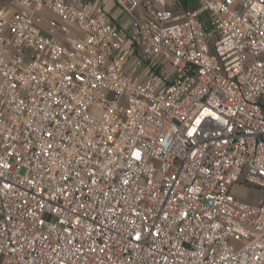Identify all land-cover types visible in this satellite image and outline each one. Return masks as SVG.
Returning a JSON list of instances; mask_svg holds the SVG:
<instances>
[{
  "label": "built area",
  "instance_id": "obj_1",
  "mask_svg": "<svg viewBox=\"0 0 264 264\" xmlns=\"http://www.w3.org/2000/svg\"><path fill=\"white\" fill-rule=\"evenodd\" d=\"M0 264H264V0H0Z\"/></svg>",
  "mask_w": 264,
  "mask_h": 264
},
{
  "label": "rangeland",
  "instance_id": "obj_2",
  "mask_svg": "<svg viewBox=\"0 0 264 264\" xmlns=\"http://www.w3.org/2000/svg\"><path fill=\"white\" fill-rule=\"evenodd\" d=\"M107 9L112 13V15L116 16L119 28L123 32H128L131 23V17L123 12L118 13L117 8L115 7L108 6ZM231 193L235 198L249 202L258 201L260 198V194L247 185L235 184L232 187Z\"/></svg>",
  "mask_w": 264,
  "mask_h": 264
},
{
  "label": "crops",
  "instance_id": "obj_3",
  "mask_svg": "<svg viewBox=\"0 0 264 264\" xmlns=\"http://www.w3.org/2000/svg\"><path fill=\"white\" fill-rule=\"evenodd\" d=\"M170 2L174 1V0H169Z\"/></svg>",
  "mask_w": 264,
  "mask_h": 264
},
{
  "label": "trees",
  "instance_id": "obj_4",
  "mask_svg": "<svg viewBox=\"0 0 264 264\" xmlns=\"http://www.w3.org/2000/svg\"><path fill=\"white\" fill-rule=\"evenodd\" d=\"M185 4V3H184ZM185 6V5H184Z\"/></svg>",
  "mask_w": 264,
  "mask_h": 264
}]
</instances>
